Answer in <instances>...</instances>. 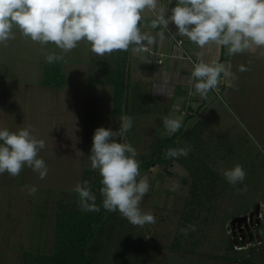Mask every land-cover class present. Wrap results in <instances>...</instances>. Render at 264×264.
<instances>
[{
  "label": "rangeland",
  "instance_id": "374dc122",
  "mask_svg": "<svg viewBox=\"0 0 264 264\" xmlns=\"http://www.w3.org/2000/svg\"><path fill=\"white\" fill-rule=\"evenodd\" d=\"M13 32L8 50H14L9 60L16 67L8 69L6 76L15 77L22 87L24 82L39 84L49 69H59L65 85L56 89L53 97L60 113L51 110L41 118L34 115L31 122L34 133L41 135L38 139L45 141L38 156L46 163L47 175L41 179L27 166L18 176L0 174V264H264V103L258 110L263 119L256 112L260 96L256 92L261 91L264 97V87H252V72L256 79L262 73L252 67V55L234 56L233 86H224L219 94L210 90L208 108L195 116L175 113L182 119V127L168 147H187L188 155L167 157L164 164L142 169L157 145L176 133L169 134L164 128L161 110L168 106L165 102L158 105L157 100L153 112L142 111L139 120L132 118L133 126L123 142L136 149L140 173L150 183L139 207L156 218L141 226L130 223L119 211L105 213L101 176L88 157L94 130H116L123 116L117 113L120 104L114 88L92 83L102 80L109 67L105 64L114 54L97 55L86 41L62 52L52 43L32 41L18 29ZM1 50L0 56H4ZM52 52L62 54L63 59L49 63L46 57ZM119 65L111 68L117 70ZM240 65L247 70L238 71ZM77 85L82 91L72 88ZM18 89L16 99L23 88ZM99 99L102 105H95ZM182 99L186 103V92L177 101ZM13 122L11 131L24 126L21 116L9 121ZM72 146L82 153L77 152L73 159L60 160L52 150L58 147L66 153ZM235 164L242 165L246 176L242 182L230 184L223 170ZM84 180L96 194L99 211L80 207L74 187ZM33 185L36 191L29 194L28 186ZM92 217L98 220L89 222ZM240 217L246 220L233 225ZM73 226L91 228L88 234L92 237L82 253L64 263L69 248L76 250L81 244L76 242ZM60 254V262H55Z\"/></svg>",
  "mask_w": 264,
  "mask_h": 264
},
{
  "label": "clouds",
  "instance_id": "9594fccd",
  "mask_svg": "<svg viewBox=\"0 0 264 264\" xmlns=\"http://www.w3.org/2000/svg\"><path fill=\"white\" fill-rule=\"evenodd\" d=\"M157 6L158 0H0V44L14 37V28L32 41L52 43L62 52L71 51L81 41L90 43L91 50L100 56L128 50L130 45H142L144 41L153 44L155 38L143 33L139 25L142 12L156 10ZM170 11L167 17L166 13L158 14L151 21L152 27L168 28L170 22L174 23L176 33L198 47L210 43L224 46L229 56L254 48L264 49V0H176ZM160 36L163 38L162 33ZM46 59L52 63L63 56L52 52ZM246 70L244 65L238 67V71ZM234 79L236 75L231 71L230 62L200 60L193 64L189 84L196 93L207 95L222 82L232 87ZM120 121L118 129L98 127L92 137L88 157L92 169L98 170L101 176L102 206L109 212L119 211L134 225L154 223L155 216L139 207L150 183L140 173L136 149L123 142L133 120L123 115ZM163 125L173 134L182 127V119L167 116ZM29 129L30 126L16 131L0 128V174L18 176L27 166L38 172L41 179L47 175L46 163L38 156L45 141L36 138ZM189 150L168 148L165 155L186 156ZM223 176L230 184H237L245 179L246 172L242 165L235 164L224 169ZM28 191L31 194L36 187L28 186ZM74 191L82 210H100L87 180L78 182Z\"/></svg>",
  "mask_w": 264,
  "mask_h": 264
},
{
  "label": "crops",
  "instance_id": "0c3cea01",
  "mask_svg": "<svg viewBox=\"0 0 264 264\" xmlns=\"http://www.w3.org/2000/svg\"><path fill=\"white\" fill-rule=\"evenodd\" d=\"M175 3L176 0H158L156 10L145 9L142 12V21L139 26L143 33L155 38L153 44H148L147 41H144L142 45H130L128 50H119L116 53L113 51L112 53L114 55H111L112 58L106 62L105 66H109L106 73L110 71L116 72L111 66L115 68V66L120 64L119 69L125 71L127 75L126 89L123 98L119 103L120 108L118 109V114L121 113V115H127L128 112H131V115L132 113L135 114L132 115V118L135 117L139 120L141 113L143 115L142 111L150 113L155 110L153 108V105L155 104L153 103L157 100L158 105H161L164 102L168 105L165 109L161 110L165 113L164 117L171 116L179 118L177 116L178 114H175L177 112H179V114L186 112L189 115L194 114V116L197 115V112L201 113L208 108L209 95L212 91H209L207 95H201L196 93L194 87L189 84V77L191 76L193 64L200 60L208 63L213 60H219L226 64L230 62L231 71L233 72L234 67L232 66V63L235 55H252V67L257 66V70L259 68L262 70L261 75L258 76L257 79L256 75L254 76V73L252 72V80L254 81L252 87H264V49L254 48L251 51H245L243 53L229 56L227 48L224 46L218 47L215 44L210 43L203 48L198 47L196 44L190 42L187 37L177 34V29L174 23L170 22L168 28H164L163 26L153 28L151 21L162 12L166 13V17L171 15L170 10L175 6ZM160 33L163 34V38H161ZM21 38L25 39L23 35H20V39ZM178 40H183V45H178L176 42ZM9 46H12L10 39L5 43L0 44V52L2 51V48L5 52L4 56H0V128L7 127L9 130L13 129L12 125L15 122L9 123V121H13V119L14 121H17L21 116L24 120L23 127L30 126L29 130L32 135L38 138L41 135L39 136L38 132L34 133L35 126L31 123L33 122V116L37 115L38 118H41L40 116H42L43 113L44 115H50L51 110H53L55 114L60 113L59 104L54 100L56 97L53 99L57 93L56 89L60 88L45 85L43 84V81L39 84L24 82L21 87V85L16 83L15 77L10 78L9 76H6L5 72L8 69L10 70L11 68L16 67V65H12L11 60H9L10 51H14H9ZM141 46H148L149 51H142L140 48ZM118 56L120 58L115 60L114 58H117ZM232 59L233 61L231 62ZM257 74H259L258 71ZM92 83L99 86H112L104 82L103 84L100 80L96 82L92 81ZM253 84H255V86ZM78 85L72 88L77 89V91H82V89H80L81 87ZM112 87L114 88V86ZM225 87L227 86L225 85ZM16 89L22 90L21 97L19 94V97L17 98L18 100L15 98ZM185 92L186 103L183 102L184 99L177 101V98H182V95H185ZM256 95H260L256 98V104L258 105L256 110L258 113L257 117L263 119L260 118L261 115L258 110L260 109L259 107L261 103H264V97L261 91L256 92ZM115 96L116 94L114 93V97ZM21 98L24 99L23 103L19 101ZM52 99L53 102H51ZM19 102L21 103V107L23 105V108L21 109H18ZM60 102L63 103V101ZM113 102L114 98L112 99L111 105L109 104L111 111L113 109ZM176 102L180 103L176 104ZM94 103L95 105L96 103L102 105L100 99ZM144 103L146 108L142 109ZM173 103L174 106L172 105ZM184 104L185 106H183ZM51 106L53 107L52 109ZM33 112H37V114H33ZM83 112L85 113V110H83ZM98 112V109L94 111L95 118ZM187 118L192 119V117L189 116ZM72 147L73 148L66 153H64L66 150H61L58 147H53L52 150L59 155L57 158L60 160H64L67 156H70L73 159L77 157L78 150L75 146Z\"/></svg>",
  "mask_w": 264,
  "mask_h": 264
},
{
  "label": "trees",
  "instance_id": "16d2710c",
  "mask_svg": "<svg viewBox=\"0 0 264 264\" xmlns=\"http://www.w3.org/2000/svg\"><path fill=\"white\" fill-rule=\"evenodd\" d=\"M126 79H127L126 72L121 70V69H118V70H116V72L110 71V72H108V74L106 73L103 76L102 80H100V81H102V83L104 82L106 84H110V85L114 86V90H115V94H116V100H117L118 104L120 103V101L123 98V95L125 93ZM43 84L48 85V86H55L56 88H60L65 84V78L59 69H57V70L49 69L45 74ZM177 134L178 133L172 135L169 139L158 144L152 153L151 159L145 165H143L141 168L147 170V169H150L154 163L159 164V165L164 164L165 159L167 158V156L165 155V150L169 148L168 145L174 143V141L178 137ZM155 156H156V159H154ZM105 213L111 214L112 212L106 211ZM94 220H98V218L92 217V218L88 219L89 222L94 221ZM80 223L82 224V222H80ZM88 224H90V223H88ZM78 227L76 228L73 226V228L75 229V234H76V242H81V244L76 250L75 249L71 250L72 246L69 248V253L63 255L64 259L62 261L64 263H66L70 259H72L76 253H82L85 243H87L92 237L91 235L88 234V232H89L88 230L91 228L81 229V227L80 228H78ZM61 255L62 254H60L58 257H55V259H54L55 262H60Z\"/></svg>",
  "mask_w": 264,
  "mask_h": 264
},
{
  "label": "built area",
  "instance_id": "2783aa9c",
  "mask_svg": "<svg viewBox=\"0 0 264 264\" xmlns=\"http://www.w3.org/2000/svg\"><path fill=\"white\" fill-rule=\"evenodd\" d=\"M178 45H183L184 41L183 40H178L176 41ZM142 51H149L148 46H141L140 47ZM225 84L222 82L220 86H218L216 89H214L213 91L216 92L217 94H219L221 92V89L224 88Z\"/></svg>",
  "mask_w": 264,
  "mask_h": 264
},
{
  "label": "water",
  "instance_id": "95a60500",
  "mask_svg": "<svg viewBox=\"0 0 264 264\" xmlns=\"http://www.w3.org/2000/svg\"><path fill=\"white\" fill-rule=\"evenodd\" d=\"M252 218V216H250V219ZM246 219H244V218H237V219H235L234 221H233V225H235V224H240L241 222H243V221H245Z\"/></svg>",
  "mask_w": 264,
  "mask_h": 264
}]
</instances>
